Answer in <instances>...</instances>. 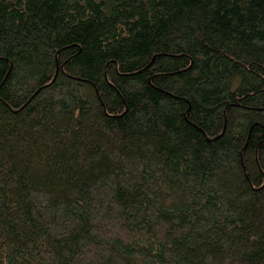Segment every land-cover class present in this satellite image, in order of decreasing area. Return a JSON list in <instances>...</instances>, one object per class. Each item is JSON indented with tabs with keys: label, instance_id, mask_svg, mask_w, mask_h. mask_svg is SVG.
Instances as JSON below:
<instances>
[{
	"label": "trees",
	"instance_id": "obj_1",
	"mask_svg": "<svg viewBox=\"0 0 264 264\" xmlns=\"http://www.w3.org/2000/svg\"><path fill=\"white\" fill-rule=\"evenodd\" d=\"M0 264H264V0H0Z\"/></svg>",
	"mask_w": 264,
	"mask_h": 264
}]
</instances>
